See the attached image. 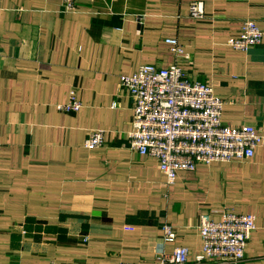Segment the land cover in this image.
Instances as JSON below:
<instances>
[{
  "label": "crops",
  "instance_id": "0c3cea01",
  "mask_svg": "<svg viewBox=\"0 0 264 264\" xmlns=\"http://www.w3.org/2000/svg\"><path fill=\"white\" fill-rule=\"evenodd\" d=\"M194 1L76 0L67 13L62 0H0V264H161L175 247L195 264L201 214L220 221L224 209L256 216L238 264H264V141L249 160L200 164L173 185L129 147L121 77L175 63L169 38L191 55L187 76L227 102L224 123L264 135V41L228 44L247 19L264 31V0H201L202 20ZM72 89L82 108L58 110ZM95 129L104 145L88 150Z\"/></svg>",
  "mask_w": 264,
  "mask_h": 264
},
{
  "label": "built area",
  "instance_id": "2783aa9c",
  "mask_svg": "<svg viewBox=\"0 0 264 264\" xmlns=\"http://www.w3.org/2000/svg\"><path fill=\"white\" fill-rule=\"evenodd\" d=\"M62 2L65 12H76V0ZM191 16L198 20L205 18L203 1L192 2ZM263 41L264 31L255 20L247 19L238 36L228 44L247 52ZM166 42L176 57L175 63L166 67L145 64L135 74L121 77L120 87L129 92L134 103L128 134L130 149L156 158L167 185L175 183L179 171H195L200 164L253 158L264 141L261 130L253 125L231 127L225 124L223 110L227 102L211 85L187 76L181 63L190 62L191 55L178 39L169 38ZM57 108L65 113H77L82 108L77 91L72 89L69 100ZM104 137V130H92L85 147L88 150L101 148ZM255 229L256 216L253 214L224 209L220 221L213 220L210 213L201 214L198 231L203 248L195 264L240 263ZM163 230L165 242L176 240L173 226L165 224ZM160 260L161 264H189V251L185 247H175L171 253L162 252Z\"/></svg>",
  "mask_w": 264,
  "mask_h": 264
}]
</instances>
